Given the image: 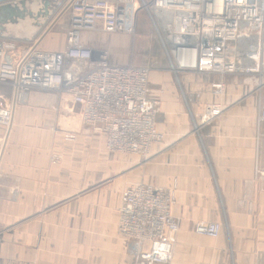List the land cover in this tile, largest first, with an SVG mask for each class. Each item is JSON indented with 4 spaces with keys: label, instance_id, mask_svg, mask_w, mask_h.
Listing matches in <instances>:
<instances>
[{
    "label": "crops",
    "instance_id": "0c3cea01",
    "mask_svg": "<svg viewBox=\"0 0 264 264\" xmlns=\"http://www.w3.org/2000/svg\"><path fill=\"white\" fill-rule=\"evenodd\" d=\"M66 1L0 6V39L40 41L43 49L64 50L66 26H52ZM146 19L139 18L136 30ZM134 34L100 27L84 32L83 43L109 50L114 62L126 64L122 54ZM157 40L162 54L148 64L150 90L162 105L156 124L165 138L156 145L155 169L133 161L125 177L79 194L76 190L98 178L102 168L115 167L112 153L118 152L107 148L103 132L85 124L82 106L69 93L35 87L29 106L17 108L0 162V264H137L134 245L119 233V192L139 182L170 187L175 179L171 212L180 228L167 264H264L261 96L251 87L247 91L239 75L177 69ZM219 82L225 88L218 94L214 84ZM9 94L11 85L0 81V99ZM214 102L223 112L204 123L197 115ZM70 133L74 139L67 138ZM67 184L75 189L69 198ZM201 220L221 222V235L198 234Z\"/></svg>",
    "mask_w": 264,
    "mask_h": 264
},
{
    "label": "built area",
    "instance_id": "2783aa9c",
    "mask_svg": "<svg viewBox=\"0 0 264 264\" xmlns=\"http://www.w3.org/2000/svg\"><path fill=\"white\" fill-rule=\"evenodd\" d=\"M146 15L177 69L239 75L256 84L262 104L259 122L264 126V0H67L52 26H66L64 50L43 49L40 41L0 39V81L12 87V94L0 99V162L17 107L35 87L69 93L82 106L85 124L103 132L113 152L148 154L163 142L164 133L156 124L161 103L150 90L152 67L116 63L109 50L83 43L84 32L100 27L133 34ZM214 87L219 94L225 85ZM222 112L220 103L211 104L201 114L202 121L210 122ZM176 189L141 183L123 192L119 232L134 245L137 264H167L173 259L180 228L171 212ZM222 229L218 221L201 220L195 226L198 234L213 238Z\"/></svg>",
    "mask_w": 264,
    "mask_h": 264
},
{
    "label": "rangeland",
    "instance_id": "374dc122",
    "mask_svg": "<svg viewBox=\"0 0 264 264\" xmlns=\"http://www.w3.org/2000/svg\"><path fill=\"white\" fill-rule=\"evenodd\" d=\"M146 20H147V22L144 24L143 27H141L142 29L140 27H138V30H136L137 31V32H135L136 35L134 34L135 36H133L134 39L130 38L128 47L126 48L127 50H125V52H123V54H122L123 55L122 59H125V60L128 59L129 60L128 64L133 63L136 65H148V64H151L150 62L153 63L155 60H157L160 57V55L162 54L160 43L157 40V38L160 40L159 33L156 31V27L153 25L150 18L148 17V19H146ZM151 57H153L155 60L153 61V59H151ZM148 66H150V65H148ZM243 82L245 85V89L247 91H250L249 87H251V88H253L254 92H257L256 84H254L250 80H247L244 77H243ZM30 92H28V94L23 98L21 103L18 105V107H17L18 109H20L24 105L29 106V104H28L29 98L31 97ZM216 103H218V102H214L212 104H216ZM210 105H208V106H210ZM206 110H207V108H206ZM161 111H162V105H160L159 110L157 112V115H156L157 118H158V115L161 114ZM204 112H202V113H204ZM202 113H199L197 115L199 119L200 118L202 119V117H201ZM25 126L26 125L23 124V126L20 127L23 132L27 131V127H25ZM70 127H72V126L68 125V127H65V128L68 129ZM23 134H25V133H23ZM67 135H69V134H67ZM8 142H7V149H8ZM157 144H159V143H157ZM157 144H154L151 147L148 154H145V153L144 154L143 153L131 154V153H120V152L112 153L117 159V163H116L115 167L114 168L108 167L107 169L102 168L100 173H98V178L94 177L93 182H89V183H88V181H86L83 185H81L80 189H78L76 191L79 194H85L86 195L88 193L95 191V189H99V188L107 186L108 184H111V183H109V181L111 180L112 177H116V178L125 177L129 171V167L132 166L130 164L133 161H137L140 166L145 165L147 169H149V168L155 169L156 168V145ZM127 154H129V155H127ZM56 156H59L60 159L62 157L61 155H56ZM104 164L105 163H102L103 166H104ZM177 183L178 182L175 179L173 182V185H171V186L177 187ZM136 184H141V182L128 184L126 186V188L124 189V191L127 188H129L130 186H133ZM146 184H151V183H146ZM65 186L67 188H69V190L65 189L64 195H67L66 198H69L72 195V193L74 192L73 191L74 186H73V184H67ZM153 186L163 187V188H170L171 187V186L170 187H164V186H160V185H157L154 183H153ZM121 194L123 196L122 190H120V192H119L120 197H121ZM64 198H65V196H64ZM176 201H177V192H176Z\"/></svg>",
    "mask_w": 264,
    "mask_h": 264
},
{
    "label": "water",
    "instance_id": "95a60500",
    "mask_svg": "<svg viewBox=\"0 0 264 264\" xmlns=\"http://www.w3.org/2000/svg\"><path fill=\"white\" fill-rule=\"evenodd\" d=\"M10 1H12V0H0V6L1 7H3V6H5L4 8H7V7H9L10 5Z\"/></svg>",
    "mask_w": 264,
    "mask_h": 264
}]
</instances>
